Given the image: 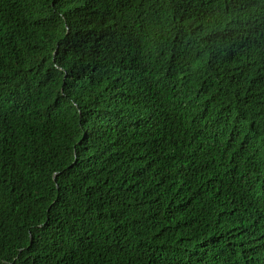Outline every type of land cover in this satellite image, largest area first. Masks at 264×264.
<instances>
[{
  "label": "trees",
  "instance_id": "1",
  "mask_svg": "<svg viewBox=\"0 0 264 264\" xmlns=\"http://www.w3.org/2000/svg\"><path fill=\"white\" fill-rule=\"evenodd\" d=\"M0 264H264V0H0Z\"/></svg>",
  "mask_w": 264,
  "mask_h": 264
}]
</instances>
